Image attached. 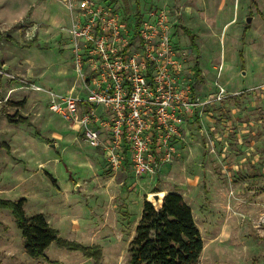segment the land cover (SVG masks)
<instances>
[{"label": "rangeland", "instance_id": "obj_1", "mask_svg": "<svg viewBox=\"0 0 264 264\" xmlns=\"http://www.w3.org/2000/svg\"><path fill=\"white\" fill-rule=\"evenodd\" d=\"M98 1L137 18L136 0ZM140 7L142 17L168 12L185 83L201 105L182 118L174 160L138 177L130 167L112 171L49 109L50 93L88 92L65 30L77 9L68 0H0V146L9 147H0V199H26L27 216L43 213L60 239L95 250L88 257L53 242L47 259L31 257L12 210L0 207V264H127L144 202L170 191L193 210L199 264H264V0ZM221 86L225 97L203 104Z\"/></svg>", "mask_w": 264, "mask_h": 264}, {"label": "built area", "instance_id": "obj_2", "mask_svg": "<svg viewBox=\"0 0 264 264\" xmlns=\"http://www.w3.org/2000/svg\"><path fill=\"white\" fill-rule=\"evenodd\" d=\"M68 1L78 13L65 30L88 92L50 93V111L99 150L112 171L156 175L175 158L182 118L201 105L185 83L168 12L153 10L138 24L110 1ZM225 95L221 86L203 104Z\"/></svg>", "mask_w": 264, "mask_h": 264}, {"label": "trees", "instance_id": "obj_3", "mask_svg": "<svg viewBox=\"0 0 264 264\" xmlns=\"http://www.w3.org/2000/svg\"><path fill=\"white\" fill-rule=\"evenodd\" d=\"M136 4V19L139 24L142 19L140 0H136ZM184 31L195 46V36L187 29ZM2 35L0 32V40ZM195 70L196 75H199V65H195ZM0 147L9 150L7 145ZM25 202L24 198L17 202L0 199V207L12 210L29 256L47 259L45 251L53 242L69 250L81 251L88 257L95 255L92 247L60 239L57 230L50 225L43 213L27 216ZM203 250L204 240L191 206L181 194L170 191L165 194L160 208L150 201L144 202L135 235L128 247L127 264H199Z\"/></svg>", "mask_w": 264, "mask_h": 264}, {"label": "water", "instance_id": "obj_4", "mask_svg": "<svg viewBox=\"0 0 264 264\" xmlns=\"http://www.w3.org/2000/svg\"><path fill=\"white\" fill-rule=\"evenodd\" d=\"M252 20L251 17H249L247 19V22L250 23ZM54 147V145H53ZM163 199H164V195L162 193H154L151 195V200L150 202H152L157 208H160L163 204Z\"/></svg>", "mask_w": 264, "mask_h": 264}, {"label": "crops", "instance_id": "obj_5", "mask_svg": "<svg viewBox=\"0 0 264 264\" xmlns=\"http://www.w3.org/2000/svg\"><path fill=\"white\" fill-rule=\"evenodd\" d=\"M182 124V123H181Z\"/></svg>", "mask_w": 264, "mask_h": 264}]
</instances>
